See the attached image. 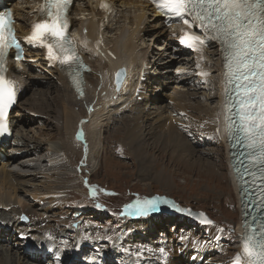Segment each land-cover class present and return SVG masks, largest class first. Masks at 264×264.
<instances>
[{"label": "rangeland", "instance_id": "rangeland-1", "mask_svg": "<svg viewBox=\"0 0 264 264\" xmlns=\"http://www.w3.org/2000/svg\"><path fill=\"white\" fill-rule=\"evenodd\" d=\"M123 25L125 24L122 23L119 27L111 29L114 31H109L108 36L112 39L117 38L119 32L116 30L118 28L121 30ZM147 30V33L152 32L151 29ZM142 38L144 39V37ZM151 41L152 43L155 42L153 40ZM147 42V40L146 42L145 40L142 41L141 47H139L146 50L145 46ZM143 44L145 46H143ZM164 44L166 46L164 39L161 38L158 43L155 42L154 47L156 48L148 51V53H150V60H152L151 66H153L151 71L156 67L159 68L165 63L166 71L171 74L173 70V64L169 63L171 62L169 60V56L171 55L170 53L167 54L165 49V51L163 50ZM212 58L213 61L216 60L215 56H212ZM94 59H96V57H94ZM155 61L157 62L155 63ZM97 65V62L91 61L93 70H95ZM204 69L206 73L207 65ZM38 72L40 73V70L36 71L35 75H38ZM150 75L155 76L156 74H149L145 84L148 83L150 77H152L153 80V76ZM193 75L191 76V79L194 78V81H192L194 86V83L199 80L195 76V73ZM208 77V84L203 85L202 87L206 89L213 87L211 92H205L202 88H199V90L190 89L183 91V93L186 94L185 97H183V94H179V90L162 94L164 96L176 95L178 99H176V102L179 101L181 96L184 98V100L181 99V102H186L189 105H186L188 110L192 111V113L187 112L189 124L195 122L194 117H200L199 119L201 121L203 120L202 117L213 118L214 115H217L218 118L219 116V112H217L218 91L221 92L219 78L216 71H210L209 76L206 75V78ZM156 81L158 80L154 79V83L159 84V81ZM37 82L38 84L33 88H30L28 94L24 96L20 102H22V105H27L26 102L29 103V100L32 98H34L35 101H39V95L43 93L42 91H45L46 100L49 103V110L51 106L52 111H36L35 113L26 111L23 115L18 109L16 110V114H18L16 116L17 125L14 127V130L19 134V140L21 142L25 140L26 137L27 139L32 140L31 142H38L36 144L37 146H34L37 149L35 153L40 154L41 158L43 157L42 159L44 162L41 166L35 164V169L28 168L33 165L34 161H26V156L21 154L17 157L21 160L9 165V168L7 169L8 171L11 170L13 173L18 172L20 175L33 176L34 179L29 182H33L35 185L39 186L43 185L40 186V188L43 187L41 188L42 192H49L51 197L53 194L56 196L55 198L57 199V202L63 204V206H59V208L56 209L57 212L55 217L49 219L51 221L55 220L53 221L54 226L52 227L54 229L52 231L53 234L70 225L73 218L70 217L69 213L83 214L89 208L99 207L98 213L103 221L90 220V222L92 221L97 229L99 227V230L108 229V224L111 226H120V230L116 231V229H113L112 231H115L114 234L117 235L124 234L126 238L124 241L126 243L128 242L133 251L137 254H142L144 250H147V246L144 243L138 242V237L142 236L143 239L150 238V241L153 243L165 242L175 250L186 251L190 254H196L201 250L203 252L201 246L202 248L210 247L211 252L213 253L212 256L205 257L201 263L195 264H235L238 256L241 258V262H243L244 258L241 254L240 246L241 237L238 231V227L240 228L242 226L239 225L242 211L240 208L238 192L235 189L230 173L231 168L229 167L230 161L228 162L227 159V148L223 144L206 149H201L203 147L199 146H196V148L190 145L194 149L192 150L187 146L186 141L183 138L185 135L181 133L183 130L178 129L180 126L177 125V127L170 122L175 126L176 131L179 130L178 132L181 133L182 136L179 133H171V137H165L162 133L164 127L159 129L152 128L155 124L154 121L156 116L151 115L152 120L147 119L146 117L142 119L145 128H143V142H141L140 146H142L141 150L147 151L142 155H138L135 152L136 148H133L137 145L138 138L136 139L134 136L130 139L126 135L127 129L130 130V125L134 122V120H132L134 114H113L110 110V112H107L100 117V122H98L100 126L93 137L97 142V145L100 147V154L99 156L92 154L90 158L88 145L93 138L89 141V136L90 132L92 134L95 130L96 122H92V120L88 119L87 115L82 114L81 111H77L82 116L78 115V118L74 116L72 124L67 128L68 131H71L72 133L66 132L65 116L59 118V123L54 121L55 118H58L61 112H65V109L62 111V104L69 100L66 91L61 85H59L61 83L57 82L55 79H51V77L48 78L46 73L43 79H39ZM181 83H183L182 89L184 90L185 87L188 86V82L184 81ZM94 84H96L94 85L96 86V90L102 88V85L97 86L96 81H94ZM147 96L148 91L146 92L145 98ZM73 100L76 102L78 99L73 95ZM141 102V104L144 103L143 101ZM127 103L129 105L130 102H126L125 106H128ZM153 106L156 107L158 105L153 104ZM142 107H144V105H142ZM76 110L78 109L76 108ZM164 112L162 113V122L165 123V127H169L170 123H166L167 117L165 116H169L170 113ZM136 113L139 114L140 111L137 110ZM25 115H28L26 116L28 121L22 123V116ZM189 124L185 123V125L180 128H189ZM199 124L200 123H197L198 134L206 135V139H209V136H214L213 138H215V133L218 132L217 130L212 132L200 130ZM193 130L194 128L192 129L190 127L188 137L193 143H195L194 136H196V132L194 133ZM126 141H130L132 144L128 147ZM41 142L44 146L40 145ZM53 144L59 145V148L55 153L49 151V146H52ZM29 145L30 149L34 150V147L31 148L30 143ZM175 146L182 147L183 153L177 151L174 148ZM28 156H34V153L28 154ZM154 157L157 158V162L150 167L149 171L152 173L151 174L146 170L144 160H149V158L156 160ZM90 161L92 163H90ZM56 163L58 165H56ZM158 172L162 173L163 176L167 174L166 176L168 177L170 175L168 181L163 180V178H157L156 174ZM48 174L52 176L55 175L52 179L58 178L62 182L60 183V187L51 190L53 191L52 193L44 187ZM53 183L55 184L56 182ZM32 191H34V185L32 186L29 184L24 188V191L22 190L15 193H13L12 190L5 189L7 198L10 197L9 199L12 200V205L16 204V206H19L20 210H22L23 207L19 205V202H25L29 205L33 204L35 212L42 210L47 211L49 209L47 206L40 207L34 204L33 201L27 202L26 196L37 198L34 197ZM157 197L163 199L168 198L169 200H174L184 205H192L196 209L205 210L208 214L210 213L218 223H216L215 226L200 228L197 224L188 222L185 219H176L175 217L170 218V216L165 215L163 212V206L167 207V203L164 202L161 204L160 201L157 210L154 212H150L145 216L131 214L132 210L128 207L129 205H134L137 201L148 200L151 198L157 200ZM49 202H51V200H49ZM78 205L82 210L69 211L71 207L73 208ZM170 206L171 204L169 207ZM30 208L33 207L30 206ZM110 209H112V212L107 211L110 214V220L118 219V222H107L109 217L103 218L101 216L103 210L106 211ZM24 212L29 213V210L26 209ZM77 218L79 219V217ZM152 219H154V225H157L156 228H153L155 234L148 233V227L150 226L149 224L152 222ZM49 225L50 224L47 226L50 227L51 225ZM71 225L75 231L73 235L68 238L66 241L67 243L65 242L66 247L69 246V243L72 240L77 242L83 241L85 235L81 230H78L79 226H85L81 221ZM231 225L235 226L237 231L232 230L230 228ZM64 235H54V237L57 240L62 241L66 238ZM110 235L111 232L103 230L92 234V238L107 241ZM185 238L189 239L191 246H182L180 244L174 245L175 247L172 246L171 239L176 243ZM241 240H243V238ZM107 245L108 244H104L102 246ZM215 245L217 246V249L213 248ZM25 263L32 264L27 260H25Z\"/></svg>", "mask_w": 264, "mask_h": 264}, {"label": "snow or ice", "instance_id": "snow-or-ice-1", "mask_svg": "<svg viewBox=\"0 0 264 264\" xmlns=\"http://www.w3.org/2000/svg\"><path fill=\"white\" fill-rule=\"evenodd\" d=\"M71 3L72 0H44L38 9L42 19L32 25L31 34L26 39L29 44L46 48L49 61L69 66L73 70L69 73L72 81L82 95V79L75 68L80 58L67 35V11ZM153 4L169 20L181 19L184 24L196 26L205 34L206 39H201L184 31L180 44L198 48L207 40L220 43L225 69L226 108L229 111L236 108L233 113L239 118L236 130L242 133L247 148L254 151V155L250 153L251 160L264 165V0H153ZM101 6L110 7L107 3ZM12 24L11 10L0 11V135L8 131V113L16 103L17 95L14 81L5 76L8 50L13 46L18 50L21 47ZM232 124L229 125L230 132ZM261 171L264 172V167ZM158 203L154 199L143 200L128 207L131 214L145 216L156 211ZM204 222L212 223L210 220ZM245 224L251 227L247 221ZM258 227V233L253 230V234L244 240L242 251L246 259L241 262L238 256L235 264H264V219ZM160 252L166 255L165 249L161 248Z\"/></svg>", "mask_w": 264, "mask_h": 264}, {"label": "bare ground", "instance_id": "bare-ground-1", "mask_svg": "<svg viewBox=\"0 0 264 264\" xmlns=\"http://www.w3.org/2000/svg\"><path fill=\"white\" fill-rule=\"evenodd\" d=\"M96 13L99 14L102 18L105 17V14H104L103 11H98ZM151 22L153 23V21H151ZM124 24L125 25H123L121 30H120V28L117 29L118 32H119V35H118L117 38H114V39L110 38L108 36V33L104 36V38L107 39V42L109 44L108 46H109L110 49H107V48L104 47V50L101 49V53H98L96 56H94L92 54L93 43H90V44L86 43L84 53L86 54V56H88L90 61L98 62V65L95 68V72H90L88 74V79H89L88 84H87V81H86V78H85L86 76L84 77V80H85L86 86H87V91L86 92H82L83 94L81 95V92L77 90V87L74 88V89L70 87V82L62 81V80H58V79L56 80L57 82L59 81V82L63 83V85H61V84H59V85H61L64 88V90L66 91V93H67V95L69 97V100L67 102L65 101L62 104V111L65 109V112H61L59 114L58 118H55L54 121L59 123L60 122L59 118L61 116H65V130H67L66 132H68V133L71 132V131L69 132L67 128L70 126V124H72L74 116L78 118V115H81L77 111H79V112L81 111V113L87 115L90 120H93V121L96 122L95 123V126H96L95 130L93 131L92 134L90 132V136H89V141H90V139L93 138L94 135L98 131V127L100 126L99 123H98V122H100V117L102 115H104L105 113L110 112V110L107 109L108 105L111 103V101L107 98L108 97L107 85H109L110 82H113V80H114V78H115V76H116V74L118 72V68L121 66V64H123V65L124 64H129V66L131 65V67H130L129 71H127V76H126V79H125V82H124L123 86L121 87L120 90H118V95L116 96V98L118 100L116 102L113 101L111 103V105L114 104V103H118L120 106H118L116 104V107L120 108V109H121V106H125L126 102H130L131 101V93L134 92V89H135L136 85L139 84L138 82H139V79H140V72H141V69H142L143 61L148 59L150 62H152V60H150V55H149L150 53H148V51L143 50L139 46H137L136 39L138 37H135V38H132V39H128V40L126 38H124L125 34H123V31L126 30L125 31V33H126L128 31V29L130 28V26H131L130 24H127V23H124ZM165 32L164 33L156 32L154 34V36H153L154 41L156 43H158V41L161 40V38H163L164 39V43H166V41H165V37H166L165 36ZM140 39H143V38L140 37ZM167 48L168 47L165 46V44H164L163 50L164 49L166 50ZM94 57H96V59H94ZM170 57L171 56H169V60L171 62H169V63L173 64V62H175V60H172ZM164 61H165V59H164ZM156 62L157 61H155V63ZM45 64H46L45 67H47V69H51L52 64L50 62L46 61ZM20 65H22V64H18V66H20ZM149 66H150V68H153V66H151V65H149ZM115 67H117V68H115ZM219 69H220L221 73L223 74L224 86H225V76H224L225 69H224V66H223L222 62H221V64H219ZM207 72L208 71L206 70V74H207ZM46 76L48 78H50V75L47 74V73H46ZM150 79H152V77H150ZM153 79H155V78H153ZM27 80L31 81L30 78L27 77L26 74L23 72L22 82H26ZM94 81L97 82V86L98 85H102V88H100L99 90H96V88H95L96 86H94L96 84H94ZM156 82H158V81H156ZM81 87H82L81 91H83V89L85 88V84L84 83L81 84ZM28 90H29V88H27L26 91H28ZM220 91H221L220 97H222V87H221V85H220ZM42 92H43L42 94L36 92V93L40 94L39 95L40 99L38 98L39 101H37V100L35 101L34 98H32L30 100L27 99V100H29L31 102V104H30V102L29 103L26 102L27 105H22V102H20V100H19L18 105H17L18 107L13 112V117L11 116V122H13V128L16 126V123L14 124V121H16V116L18 115V114H16V110L19 109L23 115L26 113V111L35 113L36 111L37 112H44V111H48L49 110V103L46 100L47 99L46 98V93H45V91H42ZM143 94H144V96H146V92H142V95ZM176 94H177V92H176ZM73 95L76 96L77 99H78L76 102H74V100H73ZM175 96L176 95L171 96V98L176 100L177 96L176 97ZM103 102L107 103V107H105L106 104L103 103ZM127 105H128V103H127ZM142 105H144V108H146L148 103L144 102ZM76 108L78 110H76ZM179 109H181V107ZM137 110H139V109H137ZM144 110L145 109L140 110V113L139 114L137 113L138 115H136L132 119V120H134V122L130 125V128H129L130 130L127 129V134H126L127 137L130 138V139H132L134 136L136 137V139L138 138L137 139V145H135L137 147H135V146L133 147V148H136L135 152L138 155H142V154H144L147 151V150H141L142 146H140L141 142H143L142 141L143 128H145L144 127L145 124H144L142 119L146 117L147 119H151L152 120V116H151L152 113H145ZM49 111H52V107L51 106H50V110ZM185 111L186 112L188 111V112L192 113L191 110H185ZM145 115H147V116H145ZM26 116H28V115L22 116V119H23L22 123L24 121L25 122L28 121ZM162 117H163V114L161 116H159L158 118L156 117V119L154 121L155 124L152 127L153 129H157V128L159 129L161 127H164V130H162V133L164 134L165 137L166 136H170L171 137L172 136L171 133H179L178 132L179 130L176 131L175 130V126L172 123H170L171 124L170 125L166 121V123L169 124V127H165V123L162 122ZM194 118H195V121H198V123H200L199 124L200 130H204V131H208V132H212V131H216V130L218 132L222 131L224 136L227 137L226 131H225L224 127H222V121H223L222 113H221V116H220V113H219L218 118H217V115H214L213 118H210V117H205L204 118V117H202L203 120H201V121L199 119L200 117L199 118L198 117H194ZM156 124H159V125H156ZM181 133L183 134V131ZM181 133H179V134L182 136ZM15 136H16V134H15ZM19 137H20L19 134H17V137L13 141V144H17L16 146H18L14 150V153L18 152V149H19L21 151H24L22 153V155L26 156V158H25L26 161H28V160L29 161H34L33 165L29 166L28 168L35 169L34 168L35 164H38L39 166H41V164H43V162H44V160L42 159L43 157L41 158L40 154H36L35 153V151L37 149L34 147L38 142L37 141L31 142L32 140L27 139V137L25 138V140H23L21 142L19 140ZM213 137L209 136L208 138L209 139H214ZM29 143L31 144V148L34 147V150L30 149ZM57 143H60V142H57ZM126 144L129 147V145L132 144V142H130V141L127 142L126 141ZM186 144H187V146L190 149L194 150L190 146V144H188L187 142H186ZM40 145L44 146L42 142L40 143ZM58 148H59V145L53 144L52 146H49V151L52 152V153H55ZM174 148L177 151H180L181 153H183V148L182 147L175 146ZM227 150H228V156L227 157H228V160L230 161V153L231 152L229 151V149H227ZM88 152H89L90 158H91L92 154L97 155V156H99V154H100V147L97 145V142L94 140V138L91 139V141H90V143L88 145ZM31 153H34V156H28V154H31ZM12 157L13 158L15 157V160H17V162H18V160H21V159L17 158L18 156L16 157L15 155H13ZM154 158L156 160H152L150 158H149V160H146V161L144 160V166H145V168H146V170L148 172H150L149 171L150 167L155 165V163L157 162V158L156 157H154ZM90 163H92V162L90 161ZM56 165H58V164L56 163ZM166 175L163 176L162 173L158 172L156 174V177L157 178H161V179L163 178V180H167L168 181V179L170 178V175L168 177ZM54 176L49 175V174L47 175V179L45 181V186L44 187L47 188L49 191L57 189L58 187L61 186V184H60V183H62L61 180H59L58 178L52 179ZM23 177L24 176L20 175L18 172L13 173V172L8 171L6 166H4L3 164L2 165L0 164V205H1L0 206V211L2 209H6L8 207V202H12V200L9 199L10 197L7 198V194L5 193V189L12 190L13 193L18 192V191H22V190L24 191V188H26L27 184L32 185V186L34 185V191H32V193H34V197H38V198H41V199H44V200L45 199H50L51 201L53 200L54 202H56L55 201V199H56L55 197L56 196H54L52 194V197H51V194L49 192H45V191L42 192L41 191V188H43V187L40 188V186H43V185H40V186L39 185H35V183L29 182L31 180H28V176H26L24 178ZM30 177H31L30 179H34L33 176H30ZM62 180H64V179H62ZM232 181H233V184L235 185V189L237 190V192L239 194L240 193L239 184L236 183V181L233 179V177H232ZM53 182H56V183L54 184ZM28 188H30V187H28ZM52 192L53 191H51V193ZM47 194H49V195H47ZM53 196H54V198H53ZM19 204H22V206L24 208L29 205V204H27L25 202L24 203L19 202ZM34 204H36L38 206L37 203H34ZM241 205H242V199H241ZM10 211H12V212L13 211H17V208L12 207L10 209ZM244 212H245V210H243V213ZM243 213H242L241 220L239 222V225H242V226L240 228L238 227V231H239V235H240L241 239L243 238V240H245L246 239V235L249 236L250 232H247V228H246L247 226L244 225V221L242 220V219H244L243 218L244 217ZM1 214L2 213H0V215ZM175 218L178 219L179 217H175ZM0 220H3V219L1 218ZM153 220L154 219H152V222L149 224L150 226L148 227V233L149 234H151V233L155 234V231H154L153 228H156L157 225H154ZM257 239H258V237H257ZM243 240H241V241H243ZM171 242H172V245L175 244L174 241H171ZM243 243H244V241L240 245L241 246V254H242L243 258L246 259L244 257L243 251H242ZM0 248H1L0 249V264H26L25 263L26 257L22 254L21 250L13 249V248H10V247H4L3 245H0ZM213 248L217 249V246L215 245V246H213ZM202 249H203V252L201 250V251H198L195 255L187 254L184 258L186 259V261H191L192 263H198V261H197V257L198 256L202 255V258L205 259L206 253H210L211 255L213 254L211 252V248L210 247L209 248H202ZM173 253L174 252H172L171 255H173ZM177 259H175V258H173L171 256V257H169L168 260H171V264H179V263H181ZM150 264H152V262H150Z\"/></svg>", "mask_w": 264, "mask_h": 264}, {"label": "water", "instance_id": "water-1", "mask_svg": "<svg viewBox=\"0 0 264 264\" xmlns=\"http://www.w3.org/2000/svg\"><path fill=\"white\" fill-rule=\"evenodd\" d=\"M122 72L120 73V76H122ZM119 85L121 84V82L119 81L118 83ZM161 200H165V202L167 203V209L165 210V213L172 216L174 214H180V215H188L191 216L193 219L201 221L203 223H205V220H210L212 221L211 224H215L216 221L210 217V215L203 211V210H196L191 206H184L179 202H176L174 200H169L168 198L163 199L160 198ZM171 204V206L169 207V205ZM169 207V208H168ZM206 224V223H205ZM232 230H235L234 227H231Z\"/></svg>", "mask_w": 264, "mask_h": 264}]
</instances>
